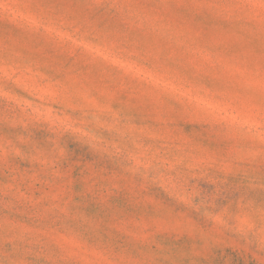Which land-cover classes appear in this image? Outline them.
<instances>
[{"label":"rangeland","instance_id":"1","mask_svg":"<svg viewBox=\"0 0 264 264\" xmlns=\"http://www.w3.org/2000/svg\"><path fill=\"white\" fill-rule=\"evenodd\" d=\"M0 264H264V0H0Z\"/></svg>","mask_w":264,"mask_h":264}]
</instances>
